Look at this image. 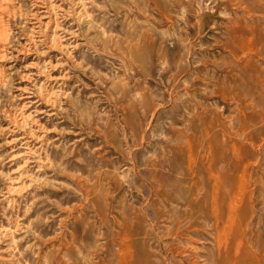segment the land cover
I'll return each mask as SVG.
<instances>
[{"label":"rangeland","instance_id":"374dc122","mask_svg":"<svg viewBox=\"0 0 264 264\" xmlns=\"http://www.w3.org/2000/svg\"><path fill=\"white\" fill-rule=\"evenodd\" d=\"M208 170L218 204L248 206L220 254L180 203L209 195ZM173 216L195 241L178 255ZM259 246L254 264L264 0H0V264H252Z\"/></svg>","mask_w":264,"mask_h":264},{"label":"bare ground","instance_id":"6f19581e","mask_svg":"<svg viewBox=\"0 0 264 264\" xmlns=\"http://www.w3.org/2000/svg\"><path fill=\"white\" fill-rule=\"evenodd\" d=\"M227 3H231V2L224 1L223 5H224L225 8H228V4ZM244 12H247L246 8L244 9ZM252 16H254V15H252ZM246 18H247V15H246ZM233 21H234V19H233ZM243 21H244V19H243ZM231 34H232V32H231ZM233 39H234L233 40L234 41L233 45H235L237 47V49L241 50L242 52L248 50V53H252V50H253L252 49V45H250L249 42L243 40L244 38L241 39V37H239V35H235V30L233 31ZM188 62H189V60H188ZM234 62H236V60ZM195 64H197V63H195ZM185 65H186V63H185ZM196 105H198V104H196ZM197 118H198V120L202 121L201 122L202 125L207 124V122L205 120L203 121L201 117L198 116ZM242 119L244 121V118H242ZM205 135H207V131H205ZM208 149L211 152V145H208ZM202 159H203L202 160V165H204V166H206L207 164H209L211 162V160L208 157H203ZM191 160L192 159L190 158V161ZM243 171H245V168H244ZM207 174H209L208 178H210L211 180L214 179V178H217L216 179L217 182H214V183H212L210 179L208 180V184H209V188H210L209 195L206 196V195L203 194L199 198L198 195H199V190L200 189L198 190L197 183L193 182V184H192V191H193L192 196L191 197L190 196H184L183 198L180 199V203L187 205L188 211L184 210V212H185L184 216L190 218V223H192L195 220V215L196 214H197L198 217H201V215H203L204 217H206L208 219L210 228H212L210 231L212 233L213 241L216 244L215 247H216L217 253L220 254L221 250H226L227 249L226 237H228L229 234L235 233L236 236H242L243 231H241V226H242L241 223H242L243 218H244L242 213L247 209L248 206H247V203L246 204L244 203V198H243L244 191H242V190H239L238 193L229 196L228 202H226L224 196H221L220 197V203L218 204L217 194H218L219 186H221L220 180L225 179V177L221 176V174L218 173L217 171L215 173L214 172L210 173L209 170H208ZM158 189H160V187ZM173 200H175V198H173L171 196H168V198H166V201H173ZM207 201L209 203H207ZM172 214H173V212H172ZM179 222H180L179 218H177L176 216L172 217L171 224H172V226L174 228L172 229L171 232H174L176 235H178L179 238H182L185 241V247H183V248L182 247H176V248L172 249L171 250V254H173V255L182 254L186 249L190 250L191 247H192V244L195 245V241L193 239H191L190 237H188V235H186V233L184 231L179 229V226H178ZM169 227H171V226H169ZM233 227H235L236 230L232 229ZM187 232L191 233L192 231L190 230V231H187ZM125 240L126 241H125L124 248L126 249V252H127L128 250L133 248V244L130 243L131 239L129 237H125ZM241 245H242L241 242L235 243V246L233 248L234 253H238L240 251ZM246 251L252 257L251 258L252 259L251 260L252 264H254L255 262H259L260 258L263 257V248L261 246H259V248H258V254H255L256 252L253 253L251 251L250 247H248L246 249ZM123 252H124V250H123ZM114 264H115V262H114Z\"/></svg>","mask_w":264,"mask_h":264}]
</instances>
